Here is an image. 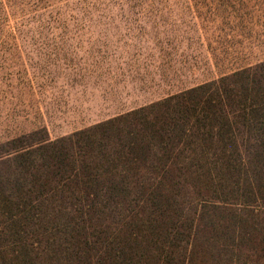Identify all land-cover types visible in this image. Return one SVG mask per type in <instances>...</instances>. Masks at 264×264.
Listing matches in <instances>:
<instances>
[{
  "label": "trees",
  "instance_id": "obj_1",
  "mask_svg": "<svg viewBox=\"0 0 264 264\" xmlns=\"http://www.w3.org/2000/svg\"><path fill=\"white\" fill-rule=\"evenodd\" d=\"M0 264H264V61L1 142Z\"/></svg>",
  "mask_w": 264,
  "mask_h": 264
},
{
  "label": "rangeland",
  "instance_id": "obj_2",
  "mask_svg": "<svg viewBox=\"0 0 264 264\" xmlns=\"http://www.w3.org/2000/svg\"><path fill=\"white\" fill-rule=\"evenodd\" d=\"M264 61V0H0V143L55 140Z\"/></svg>",
  "mask_w": 264,
  "mask_h": 264
}]
</instances>
